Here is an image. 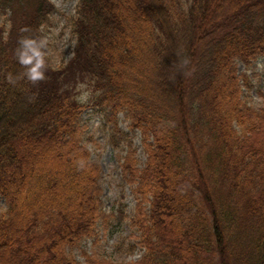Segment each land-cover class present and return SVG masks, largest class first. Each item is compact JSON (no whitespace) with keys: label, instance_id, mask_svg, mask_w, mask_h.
Listing matches in <instances>:
<instances>
[{"label":"trees","instance_id":"1","mask_svg":"<svg viewBox=\"0 0 264 264\" xmlns=\"http://www.w3.org/2000/svg\"><path fill=\"white\" fill-rule=\"evenodd\" d=\"M54 12L49 0H0L11 18L7 35L0 26V264H79L68 251L116 218L80 137L91 108L110 144L129 146L145 253L83 252L87 264H264V107L242 100L237 71L264 57V0H80L73 58L57 68L43 34Z\"/></svg>","mask_w":264,"mask_h":264},{"label":"rangeland","instance_id":"2","mask_svg":"<svg viewBox=\"0 0 264 264\" xmlns=\"http://www.w3.org/2000/svg\"><path fill=\"white\" fill-rule=\"evenodd\" d=\"M55 7V12L50 17V24L44 28L45 41L49 44V58L54 67L67 64L74 55L76 38L72 34L70 19L76 16L77 6L80 0H49ZM187 3L188 0H182ZM30 9L26 14L33 12L32 3L27 5ZM10 13L2 15L0 26H4L5 35L10 28ZM17 19L22 18L19 14ZM237 71L241 76H246L250 89L244 88L242 100L251 108L260 111L264 107V57L259 58L252 65L246 66L237 62ZM243 84V82L241 81ZM79 100L83 103L89 100V91L86 86L79 90ZM121 128L127 130L126 123L121 118ZM105 122L100 113L91 108L81 117V140L90 154L91 159L100 166L102 174L100 187L102 188V210L106 215H114L109 224L104 228L103 223L97 226V236L81 243L79 249L68 251L79 264H87L83 252L90 256L95 255L100 259L113 263H129L138 261L144 255V251L138 247L140 233L132 227L131 220L137 215V197L134 192L136 186L131 185L124 176L122 165L129 154V146L126 144L115 148L110 144V136L105 127ZM133 135V149L137 151V157L141 169L145 167L147 154L143 146V138L140 132ZM148 208V205H147ZM149 210V209H148ZM7 211L4 198L0 197V215ZM121 214L123 219L120 221ZM132 245H137L135 251Z\"/></svg>","mask_w":264,"mask_h":264}]
</instances>
